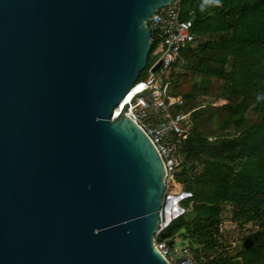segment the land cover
Returning <instances> with one entry per match:
<instances>
[{
  "label": "water",
  "instance_id": "obj_1",
  "mask_svg": "<svg viewBox=\"0 0 264 264\" xmlns=\"http://www.w3.org/2000/svg\"><path fill=\"white\" fill-rule=\"evenodd\" d=\"M175 1L0 0V264H171L165 161L111 117Z\"/></svg>",
  "mask_w": 264,
  "mask_h": 264
},
{
  "label": "trees",
  "instance_id": "obj_2",
  "mask_svg": "<svg viewBox=\"0 0 264 264\" xmlns=\"http://www.w3.org/2000/svg\"><path fill=\"white\" fill-rule=\"evenodd\" d=\"M179 2L196 38L171 70L189 127L175 178L193 198L161 239L185 236L200 264H264V0Z\"/></svg>",
  "mask_w": 264,
  "mask_h": 264
},
{
  "label": "built area",
  "instance_id": "obj_3",
  "mask_svg": "<svg viewBox=\"0 0 264 264\" xmlns=\"http://www.w3.org/2000/svg\"><path fill=\"white\" fill-rule=\"evenodd\" d=\"M179 0L169 6L160 8L148 20L156 47L152 53V62H148V74L144 79L139 77L134 87L136 90L128 101H123L113 110L111 119L119 118L125 113L131 116L150 136L167 166L166 186L163 204L159 212V227L155 233L154 243L158 250L171 264H200L188 252L179 263L170 256L168 240L161 235L173 220L186 214L183 204L193 198L191 191L183 190L177 194L168 192L172 179L184 162L181 153L183 142L188 136V113L181 108L185 105L183 98L171 91V68L181 57L182 49L196 38L192 31L193 20L183 18ZM161 61V66L153 67ZM160 71L159 75L156 72Z\"/></svg>",
  "mask_w": 264,
  "mask_h": 264
},
{
  "label": "rangeland",
  "instance_id": "obj_4",
  "mask_svg": "<svg viewBox=\"0 0 264 264\" xmlns=\"http://www.w3.org/2000/svg\"><path fill=\"white\" fill-rule=\"evenodd\" d=\"M152 61L153 59L150 57L149 62H152ZM148 73H149L148 68L147 67L144 68V70L141 73V78L144 79ZM159 74H160V71H157L156 75H159ZM183 190H185V187L181 183H179L176 180V178L172 179L169 185V188H168V192L172 194H177ZM187 203H188L187 201L183 202V204L186 206H187ZM230 219L231 218L228 217L227 219L224 220V222H222L221 230L223 232L224 237L227 238V240L234 242L242 235V231H240L238 227H236L235 222H233ZM173 242H174L173 246L170 248V256H172L175 262L179 263L181 260L186 258L188 252L190 253L192 257H194L193 249L189 245V241L185 236L178 235L174 238Z\"/></svg>",
  "mask_w": 264,
  "mask_h": 264
},
{
  "label": "clouds",
  "instance_id": "obj_5",
  "mask_svg": "<svg viewBox=\"0 0 264 264\" xmlns=\"http://www.w3.org/2000/svg\"><path fill=\"white\" fill-rule=\"evenodd\" d=\"M220 0H204L205 4H219ZM203 8V5L201 6Z\"/></svg>",
  "mask_w": 264,
  "mask_h": 264
},
{
  "label": "bare ground",
  "instance_id": "obj_6",
  "mask_svg": "<svg viewBox=\"0 0 264 264\" xmlns=\"http://www.w3.org/2000/svg\"><path fill=\"white\" fill-rule=\"evenodd\" d=\"M139 88H141V86L136 87L135 89H133V90L129 93V95L127 96V99L124 100V102H125V101H128V100L131 98L132 94H133L136 90H138Z\"/></svg>",
  "mask_w": 264,
  "mask_h": 264
}]
</instances>
